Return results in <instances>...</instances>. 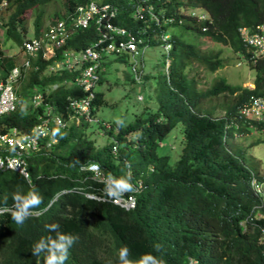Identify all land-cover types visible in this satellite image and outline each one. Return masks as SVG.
Segmentation results:
<instances>
[{
	"label": "trees",
	"instance_id": "1",
	"mask_svg": "<svg viewBox=\"0 0 264 264\" xmlns=\"http://www.w3.org/2000/svg\"><path fill=\"white\" fill-rule=\"evenodd\" d=\"M6 1L8 8L14 11L3 26L8 36L22 45L25 40L32 38L28 36V13L55 0ZM91 1L63 0V8L71 12L80 4L87 3L88 6ZM94 1L119 6L113 19L115 25H133L130 14L134 4L131 2ZM153 1L157 11H162L161 16H175L181 21L171 24L170 29L155 28L158 34L171 31L175 50L178 51L170 75L161 84L158 111L151 113L145 120L139 117L125 127L122 122L116 123L117 128H121L117 138L124 155L119 161L112 157L111 144L98 148L94 141L78 135L80 124L73 123L68 130L57 133L60 139L57 145L44 147L42 152L31 155L30 179L16 171L0 170V207H13L14 194H26L32 188L42 197L40 205L30 210L42 213L30 215L23 224H17L12 219V211L0 213V264H45L46 254L33 255V247L41 238L56 237L57 232L49 228L53 224L59 225L60 233L77 237L73 249H69L65 264H119V250L124 247L129 250V259L138 260L143 254L151 253L162 259L164 264H182L188 255L201 264H222V259L225 264H264L263 248L256 242L259 229L245 232L239 229V221L246 217L252 202L249 195L244 196L245 181L235 179L228 185H222L205 178L210 174L214 156L221 157L218 149L221 147L222 152L226 151L225 127L232 125L238 128L242 123V117L235 114L238 106L252 94H264V59L259 60L257 89H245L239 99L236 97L233 100L234 104L231 102L226 108L220 106L224 114L217 120H211L200 108L193 115L186 106L178 103L179 94L173 89L184 88V92L190 89L191 78L186 72L190 57L204 59L212 68L221 62L218 59L220 53L215 56L197 53L200 45L192 37H208L234 50L242 49L239 29L243 26L253 28L264 22V0ZM2 2L0 0V4ZM196 7L206 8L211 19L199 22L197 17L182 13V9ZM43 16L42 12L36 20L34 37H44ZM175 26H178V32ZM97 36L96 28L81 29L65 48L72 47L79 51ZM111 40L120 41L118 35ZM64 51L59 49L56 57H40L32 62L34 66L38 64L39 68L32 69L31 83L45 92L44 105L38 109L20 106L16 111L0 117V131L14 127L30 131L38 123L41 110H46L48 105L52 106L54 115L69 118L66 108L68 96H84L85 92L71 89L69 80L74 76L68 70L44 74L51 65L65 62ZM6 57L0 38V58L4 65ZM114 58L127 61L124 55ZM55 85L58 86L56 89L53 88ZM222 86L217 84L210 91H223ZM190 96L196 100L201 98L197 93ZM95 99L97 106L106 103L101 91H97ZM181 120L184 121L181 123L183 137L181 141L174 142L177 157L173 160L172 155L166 153L169 147H161L159 142H167V136ZM137 130L140 132L138 138L129 141L127 134ZM93 161L98 162L109 176L116 179L130 178L133 189L135 185L143 184L137 207L128 211L112 203L68 193L46 209L56 193L74 186L69 176L88 174L77 172L78 166Z\"/></svg>",
	"mask_w": 264,
	"mask_h": 264
},
{
	"label": "clouds",
	"instance_id": "2",
	"mask_svg": "<svg viewBox=\"0 0 264 264\" xmlns=\"http://www.w3.org/2000/svg\"><path fill=\"white\" fill-rule=\"evenodd\" d=\"M126 1L134 4V7L132 6V11L130 14L131 16L130 19L132 20L133 25L131 26H125L121 24L115 25V22L113 21V19H115L116 17L115 15L114 18L112 19V25L115 30L114 31L106 30V32H108V37L106 38V41L102 45L107 46L110 42H114V40L111 39L114 38L115 35H118L120 41L121 40L128 41L130 39V34H131L136 37L137 49L135 50V52H130V51H125L123 53L108 52V51L104 52L101 59L99 60L98 69L100 73V78L92 89L93 92L95 93V96L91 99L90 109L89 112L87 113L88 117H86L85 115H81L78 112H75V114H73L74 117L70 119L71 114L70 111L67 109L69 113L68 115L69 124L70 123L80 124L81 121H83L82 124H85L84 122L86 123H92L94 121L99 123L101 122L97 116L98 115L97 113L100 107H102L104 104H102L101 106L100 105L97 106V104H95V100H96L95 98H96V93L98 91L97 87L100 83H102L101 73L106 72V63L109 61L110 58L109 55L113 57L124 55V58L127 59V61L125 62L131 66V71H132L131 73L133 75L134 83H137L139 85L143 84L146 87V89L151 92V94L148 95V98L153 100L152 94H156L157 104L159 102L158 95L163 81L158 87H155V84H153L152 79L156 74L157 64L156 61H153L152 63L147 65V51L150 47L160 46L162 48V52L165 57L164 64H165V72H166L164 81H166V77L168 78V76L170 75L172 63L174 59L178 56V51L175 50V46H174L175 43H173V39H172L173 34H171V31L168 30V31H164L161 34H158L155 28L159 26L162 28L169 27L170 29L171 24L181 23V21L177 20L175 16H165V15L161 16V14L163 13L162 11H157L156 4L153 0H148L146 2L147 8L142 11V16L140 17L139 15L136 14L138 3L135 0H126ZM62 6H63V0H62ZM78 6H76V8ZM116 6L117 8H119L118 5ZM76 8L74 9V11L76 10ZM195 9L201 10L202 13L199 15L196 14L194 16V14L187 13L190 9H182V13L189 15L191 17H197L199 22H204L211 19V15L206 8L204 7L191 8V10H195ZM74 11L66 12L65 10V13L68 15L67 17L51 19L47 24L45 22H42L43 25L45 26L44 27L45 30L43 29L44 35L50 29V25H53L58 20H65L66 22L69 21L70 15ZM96 20L97 19H94L91 25L87 28L89 29L93 27L95 29L96 26L94 25V22ZM140 22L142 24H140ZM262 25H264V22L258 23L253 28L248 26L240 27L239 35L242 40L243 48L240 50H234L230 47V49L233 50V52L235 53L234 59L236 56L240 57L241 59L244 60V62H246L249 65V67L252 70L255 71L256 76L253 83L249 82L244 84L243 86H239V85L230 84L225 79H220L217 81L215 80L214 83L207 88L205 86L202 87L201 83L205 84L207 82L199 78L198 76L199 72L195 73L194 75H191V67L195 62L201 63V67L203 68L202 70H204L207 73L209 71V74H214L215 77V75L218 72L227 71L226 67H229L231 63H233L234 59L231 61V63H228L225 66H223L224 59L221 57V53L215 52V53L207 54L206 51L202 52L201 44L199 40V42L197 43L200 45V48L199 51H197V53L203 56H207V55L215 56L218 53H220L218 59H220L221 62L220 64L216 65L215 68H212L210 64L204 59H199L195 56H193L194 59L190 57L188 60V66L186 70V72L191 78L190 89L187 92H184L183 91L184 88L180 90H178L177 88H173L179 94L180 99L178 100L180 101L178 103L181 106L182 105L186 106L193 115L196 114V109L200 108L203 114H206L211 117V120H217V118H219L224 114L223 111L224 109L220 110L219 108L220 106L224 105L226 108L227 105H229L231 102L233 103V100L236 97L239 99V96L243 93V90L245 89L255 91L258 86L257 81L259 76V69H258V66L260 64L259 60L264 59V31H261L259 29V26ZM2 29L3 27H0V36H2L3 34L1 35V33L4 32ZM203 29L205 30V28ZM117 30H124L125 33L124 34L116 33ZM96 31L98 32V36L88 46L98 43L99 40L103 37V33L98 31L97 28ZM176 31L177 32L179 31L178 26L176 27ZM76 32L77 31L72 33L68 42L73 38ZM33 38H38V37H32L31 39H27V40H32ZM17 45L19 47L18 54L24 55L25 59L28 58V55L23 54L21 52L20 47L23 44L22 45L17 44ZM100 47L101 45L98 48ZM1 48L5 50L2 44H1ZM66 50L67 52H74V51L78 52V50L72 47L66 48ZM39 54L40 55L37 58L30 57L31 59H33L32 62H36L38 59H40V57H42L43 59H50L43 57V51H40ZM56 55H57V49H56ZM214 60H217V58H214ZM56 64H53L50 67H48L47 68L48 70L46 69L44 74H51L52 73L51 67ZM241 64H243L242 61L238 62V65ZM35 66H38V64H36ZM2 67H3V59L0 58V68L2 69ZM13 67H11V69ZM11 69H7L5 66L4 72L9 71ZM32 69L33 68L28 69L24 73L23 77L28 76L30 70ZM23 80L24 78L22 79V81ZM18 84L19 82L16 84L17 88H18ZM217 84L223 85L222 86L223 91H218V92L210 91L212 88L216 87ZM191 87L193 88L192 90ZM53 88L56 89L55 86H53ZM74 88L81 89L76 86ZM232 89H234V92H232ZM84 92H85L84 96H71V95L70 96L73 98L87 97L89 95V92L88 91H84ZM39 93H43L45 97V92H43L42 90H38V92L33 94L32 100L34 99V96ZM192 93L199 94L201 97L200 100H196L193 98V96H190L192 95ZM259 98L263 99L264 94L261 95H259V93L258 95L252 94L246 100L242 101L241 104L238 106V108L236 109L238 112L235 114L242 117L241 118L242 123L238 128H234L232 125H228L225 127L224 146L226 151L222 152L221 147L218 149V154L221 157L214 156L212 160V168L209 170L210 174L206 175L205 178L207 179V181H211L213 179L216 182L221 183L222 185H228L230 181H233L235 179L245 181L246 191L244 192V196L249 195V197L252 198V202L249 206L250 208L246 214V217L239 221V229L242 228L243 232H245L250 230L255 231L256 228H258L259 232H257L256 242L258 245L262 246L264 252V166L262 165L260 160L254 155L255 153H254L253 145L255 144L256 141L255 139L252 140V138H256L259 135L264 136V133L259 130V128H261L260 121L254 113L255 110L254 101ZM137 99L140 101H146V96L139 94L137 96ZM19 104H20V97H19V103L17 109L21 106ZM68 104L69 101L67 100V105ZM43 105H44V101L41 103V105L38 106H36L33 102L32 107L34 109H38L41 108ZM158 109H159V105L155 111H153L149 106H145L144 110H146V115L144 118L143 117L142 118L144 120L147 119V117H149L151 113H155L156 111H158ZM43 111L44 109L41 110L40 115L43 113ZM38 122H40V116ZM101 123L109 124L110 122L107 123L101 122ZM118 123H120V121H118ZM181 123L183 124L184 121L181 120L179 125H182ZM64 130H68V128ZM64 130L59 129L58 127H53V134L57 137L58 141L56 143H53L49 147H53L59 143L60 139L57 136V133L62 132ZM116 131L117 134H119L121 128L120 129L117 128ZM112 139L114 140L115 143L111 144V154L114 159L119 161L120 158L123 157L124 155L122 154L117 136L112 137ZM133 139H137V138H133ZM165 143H166L165 141L159 142L161 147H163ZM173 144H174L173 147L172 145L168 146L169 148L166 153L172 155V159L175 160L177 157V154L175 152L176 144L174 142ZM47 147L48 146H46L45 148ZM159 151H162V149H160ZM90 166L93 169L99 167V174H97L96 171L89 169ZM77 172L80 173L87 172L88 174L80 177L69 176L70 179L75 183L74 186H70L69 188L62 190L61 192L56 193L54 197L51 199V202L46 209H48L53 203H55L62 195L68 193L81 194L90 199L112 203L128 211L134 210L137 207L139 192L143 188V184H138V186L135 185L133 189V185L130 183V178L121 177L119 179H116L115 177L109 176L103 171L101 165L95 161L80 164L78 166ZM26 178L30 179V173L29 176ZM109 181L111 183L108 185ZM97 184H100V186H97ZM230 184L234 185V182H231ZM109 197L114 199H119L120 197L123 199L124 202H133L134 200L135 205L131 207H126L119 203L114 202V199L112 200ZM13 200H14V206H13L14 209L13 207H4V208L0 207V213L7 210L12 211L11 212L12 219L17 224H23L30 215L37 216L42 213V211L40 212H37L35 210L30 211L34 207L39 206L40 203L42 202V197L36 191L35 188L30 189L26 194H20V193L14 194ZM49 228L51 231L57 232L56 237L53 238L49 236L47 238H41L33 247V255L38 256L41 253H45L46 254L45 264H65V261L68 259L69 256V249L71 247L73 249L77 237L71 234L60 233L58 231L59 229L58 224L50 225ZM158 248L159 246H157V249ZM186 257L187 258L185 259V261L182 262V264H201L197 259L190 257V255ZM221 262L222 264H225V260L222 259ZM119 264H164V261L152 255L151 253L143 254L138 260L129 259V250L127 247H124L119 250Z\"/></svg>",
	"mask_w": 264,
	"mask_h": 264
},
{
	"label": "built area",
	"instance_id": "3",
	"mask_svg": "<svg viewBox=\"0 0 264 264\" xmlns=\"http://www.w3.org/2000/svg\"><path fill=\"white\" fill-rule=\"evenodd\" d=\"M138 3L136 14L142 16V11L147 8L148 0H135ZM118 8L110 3H98L91 1L88 6L79 5L70 15V20H58L45 33L43 38H33L26 40L20 47L23 54L28 55L22 65H17L9 71L2 72L0 68V117L16 111L19 103V95L16 84L24 76L28 69H38L34 66L30 57L37 58L40 51H43V57L49 58L48 53H54L59 49H65V62H60L51 67V70L58 72L60 70H68L74 78L69 80V84L75 83V86L88 91L87 97L73 98L68 97L69 104L67 109L70 111V119L73 114L78 112L88 117L91 99L95 96L93 87L100 78L99 60L104 52L123 53L125 51L135 52L137 49L136 37L130 34L128 41L121 40L119 42H110L107 46L102 45L108 37L106 30H112V19L117 14ZM94 22L97 30L103 33V37L98 43L87 46L86 48L76 52H67L65 46L73 32L87 28ZM264 31V25L259 26ZM116 33L124 34V30H117ZM97 47H96V46ZM101 45L100 48H98ZM58 86L55 85V88ZM44 94L39 93L34 96L33 102L36 106L41 105L44 101ZM254 113L260 121V131L264 133V98L254 101ZM53 127L59 129H67L69 127V119L65 115H54L52 106L48 105L47 109L40 115V122L30 131L20 130L17 127L9 131H0V170H12L29 176V157L39 153L44 147L51 146L58 141L53 134ZM99 174V167L93 169ZM111 182H108V185ZM106 193V192H104ZM110 199H114L109 197ZM114 202L126 207L135 205V202H124L122 198L114 199Z\"/></svg>",
	"mask_w": 264,
	"mask_h": 264
},
{
	"label": "rangeland",
	"instance_id": "4",
	"mask_svg": "<svg viewBox=\"0 0 264 264\" xmlns=\"http://www.w3.org/2000/svg\"><path fill=\"white\" fill-rule=\"evenodd\" d=\"M87 6V3L81 4ZM0 27H3V45L4 49L7 53V57L5 60V65L12 67L13 65H22L25 56L19 55V47L14 39L9 38L6 33L5 23L10 18V15L13 13V9L8 8V4L6 0L0 4ZM44 16L41 19V22H45L46 24L51 19L67 17L68 15L65 13V10L62 6V0H55L50 4L45 6H38L31 10L28 13V36L34 37L35 35V24L37 18H39V14L42 13ZM187 13L201 14L202 11L195 9L189 10ZM43 25V29H44ZM45 30V29H44ZM194 42L200 40L201 51L207 52V54L220 52L221 57L224 59L225 66L234 59L235 53L231 50L227 45L222 43H217L210 38H196L192 37ZM56 51L54 53H48L49 58L55 57ZM109 61L106 63V72L102 75V83H100L97 87L98 91L104 93L106 103L100 107L98 110V118L101 122H110L109 124H102L101 122H92L87 124H82L83 121L80 122V126L78 127L79 133L81 137L85 139L92 140L95 142L98 148H103L106 144H114V140L112 137L117 136V126L116 123L118 121L123 123V127L127 126L129 123H133L137 121L139 117H145L146 110H144L145 106H149L153 111H155L158 107L156 94H152V99L148 98V95L151 94L149 90L142 84L139 85L134 83L133 75L131 74V66L127 64L125 61H119L115 59L113 56L109 55ZM156 61L157 70L156 74L152 79L155 87H158L161 82L165 79V57L162 52V48L159 47H150L147 51V65ZM242 61L243 64L238 65V62ZM201 63L195 62L191 67V75L199 72V78L207 83H201L202 87H209L216 80L225 79L230 84L243 86L246 83H253L255 80V71L252 70L249 65L244 62L243 59L236 56L233 63L229 67H226L227 71L218 72L215 77L214 74H209L202 70ZM30 70V74L24 78L18 84V93L20 97V104L22 107H30L33 106V94L38 92L37 86L31 83L33 81ZM4 73V71H3ZM75 87V83H72L71 89ZM156 93V92H154ZM141 94L146 96V101H140L137 99V96ZM71 123L69 124L68 129L71 127ZM140 132L133 131L127 134L128 139L131 141L133 138H138ZM182 135V125H178L175 129H173L166 138V143L164 145L172 147L174 146L173 142L181 141ZM255 139L254 147V155L257 157L262 165L264 166V136L259 135ZM138 143V141H136ZM132 146V145H131ZM69 149H67L68 151Z\"/></svg>",
	"mask_w": 264,
	"mask_h": 264
},
{
	"label": "crops",
	"instance_id": "5",
	"mask_svg": "<svg viewBox=\"0 0 264 264\" xmlns=\"http://www.w3.org/2000/svg\"><path fill=\"white\" fill-rule=\"evenodd\" d=\"M2 35V34H1ZM1 38V40H2V46H3V48H4V45H3V39H2V37H0ZM5 51V50H4ZM6 56H7V53L5 54ZM4 63H5V60H4ZM13 66H15V65H13ZM12 66V67H13ZM9 68V67H8ZM10 69H11V67H10ZM2 70L4 71L5 70V65L3 64V67H2ZM25 77H27V76H25ZM25 77H22L20 80H19V83L22 81V79L23 78H25Z\"/></svg>",
	"mask_w": 264,
	"mask_h": 264
}]
</instances>
